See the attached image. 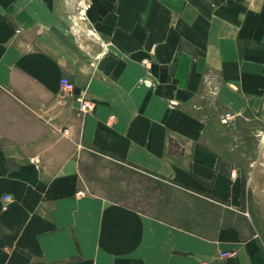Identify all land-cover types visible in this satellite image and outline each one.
Instances as JSON below:
<instances>
[{
    "label": "crops",
    "instance_id": "1",
    "mask_svg": "<svg viewBox=\"0 0 264 264\" xmlns=\"http://www.w3.org/2000/svg\"><path fill=\"white\" fill-rule=\"evenodd\" d=\"M263 132L264 0H0V264H264ZM90 153L191 217L88 192Z\"/></svg>",
    "mask_w": 264,
    "mask_h": 264
},
{
    "label": "rangeland",
    "instance_id": "2",
    "mask_svg": "<svg viewBox=\"0 0 264 264\" xmlns=\"http://www.w3.org/2000/svg\"><path fill=\"white\" fill-rule=\"evenodd\" d=\"M229 121L227 125H232ZM57 137L64 141L57 131ZM77 149V147H76ZM66 148L62 147L61 151ZM73 152L70 146V153ZM260 156V153H259ZM261 160L264 161V156ZM264 170V165H259ZM241 169V167H238ZM81 186L91 193L102 195L109 201L120 202L141 211L148 212L153 216H161L176 221H185L191 215L184 210L173 208L176 193L168 190L165 185L155 182L124 165L108 161L94 153L83 156L79 167ZM264 172V171H263ZM248 180V178L246 179ZM244 181V189L249 188L248 181ZM263 194L264 201V179L258 183ZM249 191V190H248ZM175 211V212H174Z\"/></svg>",
    "mask_w": 264,
    "mask_h": 264
},
{
    "label": "built area",
    "instance_id": "3",
    "mask_svg": "<svg viewBox=\"0 0 264 264\" xmlns=\"http://www.w3.org/2000/svg\"><path fill=\"white\" fill-rule=\"evenodd\" d=\"M145 84L147 86L151 85L150 81H145ZM59 85L63 93L70 95L73 92V84L69 81L66 77H61L59 80ZM75 101L78 104V111L82 115H86L93 111L94 104L91 100L85 98L84 96H77L75 97ZM229 115L225 116V120H229ZM64 134L67 135V131H64ZM260 140L262 144L264 145V132L260 135ZM36 162H38L36 160ZM10 197L8 195L3 196L0 200L3 205H6V203L9 201ZM227 255V254H226Z\"/></svg>",
    "mask_w": 264,
    "mask_h": 264
}]
</instances>
